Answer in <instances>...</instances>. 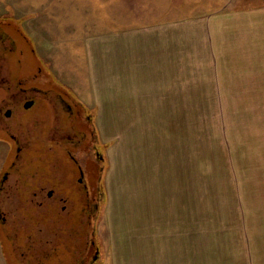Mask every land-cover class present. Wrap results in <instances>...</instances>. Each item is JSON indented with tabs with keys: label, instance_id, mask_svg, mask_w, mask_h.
<instances>
[{
	"label": "rangeland",
	"instance_id": "rangeland-1",
	"mask_svg": "<svg viewBox=\"0 0 264 264\" xmlns=\"http://www.w3.org/2000/svg\"><path fill=\"white\" fill-rule=\"evenodd\" d=\"M82 6L94 13L80 18ZM247 6L243 0H101L78 5L76 12H70L72 5L39 2L37 11L24 3L17 9L11 1L0 6L1 32L12 37L7 42L11 54L0 49L5 89L10 91L20 76L38 72L39 78L50 77L71 92L93 115L105 170L98 181L84 156L86 180L102 184L97 218L92 231L84 233L92 232L100 243L97 264H115V253L162 251L165 257L176 253V264L185 257L197 263L205 260L199 257L211 258L209 264L264 262V100L253 99L251 91L220 98L221 85L210 75L218 70L209 66L215 62L211 41L204 35L206 22L212 27L230 23L220 13ZM162 29L166 53L172 32L176 35V99H124L130 95L126 76L139 81L142 67L146 76L149 71L138 62L141 53L135 56L143 49L142 40ZM21 51L30 66L18 63ZM39 92L34 88V94ZM28 129L33 132L31 125ZM0 137L7 138L1 128ZM57 170L62 174L61 167ZM66 194L75 202L71 191ZM55 217L61 219L57 212ZM86 219L79 220L81 226ZM0 264H5L1 246Z\"/></svg>",
	"mask_w": 264,
	"mask_h": 264
},
{
	"label": "flooded vegetation",
	"instance_id": "flooded-vegetation-1",
	"mask_svg": "<svg viewBox=\"0 0 264 264\" xmlns=\"http://www.w3.org/2000/svg\"><path fill=\"white\" fill-rule=\"evenodd\" d=\"M11 38L0 28L2 53L11 54L7 44ZM28 61L21 51L18 63L30 66ZM55 85L50 77L39 78L38 72L17 78L10 91L0 82V128L7 133V138L0 137L7 148L0 166V246L5 264H97L100 260V243L92 232H84L94 226L102 184L94 186L86 180L89 169L84 156L93 163L98 181L103 180L105 156L93 115L71 92ZM47 87L54 92L48 93ZM34 88L40 92L34 94ZM36 109L40 113L32 112ZM57 159L61 161L54 164ZM68 190L76 196L75 202Z\"/></svg>",
	"mask_w": 264,
	"mask_h": 264
},
{
	"label": "crops",
	"instance_id": "crops-1",
	"mask_svg": "<svg viewBox=\"0 0 264 264\" xmlns=\"http://www.w3.org/2000/svg\"><path fill=\"white\" fill-rule=\"evenodd\" d=\"M10 1L12 4L17 5L15 7L17 9H20L21 4L24 3V6H28L29 11H37L35 5L39 2L53 5H72L70 12H76L79 9L78 5H99L101 0H0L1 8H4V5L10 3ZM108 1L116 3V0ZM243 3H248L250 6L238 8L239 10L232 12L220 13V18L230 20V23L221 22L217 27L205 23L204 35L211 41L209 51L215 59V62L209 66L218 69L211 72L210 75L214 76L215 82L221 85L219 87V93L222 94L220 95L221 99L230 98L226 94L234 92L245 94L251 91L254 94L253 99L264 100V0H243ZM231 5H233L232 2ZM60 8L63 10L62 7ZM80 9L82 15L88 14L90 11L94 13V10H89L86 6H82ZM65 10L67 11V8ZM1 12L3 11H0V15H2ZM53 12L61 13L58 8H54ZM60 15L61 19H65V16L67 18V15ZM51 17L52 15L47 11L45 19ZM55 18H58V16ZM80 18H85V15ZM210 18L212 17L210 16ZM234 18H240L242 21H234ZM29 19H32V17ZM217 24L219 23L215 22L214 25ZM164 31L165 29H162L160 35L155 34L152 39L142 40L143 49L139 53H135V56L141 53V59L138 62H143V64L145 62L149 71H147L146 76L145 66H143L139 81L136 79L138 76L133 80L126 76L125 92L130 95L125 96L124 99L156 101V103L158 100L176 99V35L172 32V39L168 40V42L171 40V43L168 45V53H166ZM170 52L172 56H170ZM216 61L219 63H216ZM136 72L138 73V71ZM225 84L227 87H225ZM236 98L239 97L236 96ZM151 105L153 104L146 103V107ZM155 112L157 114V111ZM0 148L1 151L6 149L3 143H0ZM4 151L3 155L5 154ZM262 254L264 256V252ZM165 255L166 253L163 251L151 254L147 252L131 253L124 254V256L115 253V259L118 261L123 260L122 264H176V257H173L176 256V253L167 255L169 257H165ZM253 255L257 257L259 253L254 252ZM199 258L200 260L205 259L204 262L197 263L192 258L185 257L182 258L180 264H209L206 263V260H211V258L206 257ZM118 261L115 264H121ZM253 264H261V262L255 258Z\"/></svg>",
	"mask_w": 264,
	"mask_h": 264
}]
</instances>
